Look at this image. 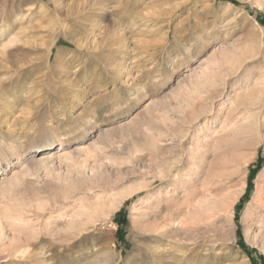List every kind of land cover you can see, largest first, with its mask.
<instances>
[{"label":"rangeland","instance_id":"obj_1","mask_svg":"<svg viewBox=\"0 0 264 264\" xmlns=\"http://www.w3.org/2000/svg\"><path fill=\"white\" fill-rule=\"evenodd\" d=\"M263 196L264 0H0V264H264Z\"/></svg>","mask_w":264,"mask_h":264},{"label":"bare ground","instance_id":"obj_2","mask_svg":"<svg viewBox=\"0 0 264 264\" xmlns=\"http://www.w3.org/2000/svg\"><path fill=\"white\" fill-rule=\"evenodd\" d=\"M52 145H53V144H52ZM46 148H47V149H50V148H52V147H51V145H47ZM262 201H263V206H262L261 211H260L261 214H259V215H260V216H259V219H260V220L264 219V196H263V198H262ZM166 217H167V216H166ZM259 219H258V220H259Z\"/></svg>","mask_w":264,"mask_h":264}]
</instances>
